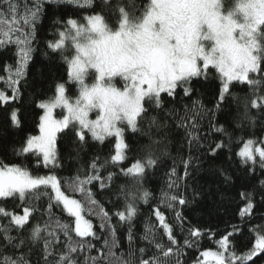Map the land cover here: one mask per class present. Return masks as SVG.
Returning a JSON list of instances; mask_svg holds the SVG:
<instances>
[{
	"label": "snow or ice",
	"instance_id": "snow-or-ice-1",
	"mask_svg": "<svg viewBox=\"0 0 264 264\" xmlns=\"http://www.w3.org/2000/svg\"><path fill=\"white\" fill-rule=\"evenodd\" d=\"M3 51L0 264H264V0H0Z\"/></svg>",
	"mask_w": 264,
	"mask_h": 264
},
{
	"label": "trees",
	"instance_id": "trees-1",
	"mask_svg": "<svg viewBox=\"0 0 264 264\" xmlns=\"http://www.w3.org/2000/svg\"><path fill=\"white\" fill-rule=\"evenodd\" d=\"M48 31L50 29L45 28L44 31L40 33L41 40L48 38ZM13 60V57L11 55V51H3L0 52V66L3 65V63H11ZM57 65H59V60L57 58L56 61ZM51 66L49 65V62L45 60L40 54H37L35 57V63L32 65V75H30V86L26 87L24 89V97H23V104H24V115L26 117V126H25V132L32 130L34 126V105H32L31 100L33 98H36L37 94L39 93H46L47 95H51V91L49 90V85L52 83L53 78H58L62 75H64V68L62 66L58 67H52L51 72L49 71V68ZM39 70V72H38ZM42 72L44 75L41 76L39 73ZM2 74V73H0ZM239 91V90H237ZM243 95V93H240ZM60 111L57 112L59 114ZM236 114L235 106H233V115ZM5 118L6 113L3 110V108H0V127L5 126ZM24 133H20L19 136H22ZM239 135V132L236 133ZM19 136L14 137L15 139H19ZM242 145H234V151H238L239 147ZM179 145L173 144L170 146V152L171 156L175 157V163L178 168V171H182V166L180 164V155L182 153H178L176 149H178ZM61 150L63 152L70 151L69 148L65 146H61ZM104 153H107V149L105 148ZM83 155V154H82ZM88 157H83V159L79 161H68L67 165H70L69 171H65L62 174L63 175H69L71 173H74L76 168L87 161ZM172 159H167L166 163L153 175L152 180L147 185L150 189L154 190L155 196L159 197L160 190L162 188L166 187V176L165 171L167 168H170L172 166ZM227 166V165H225ZM205 174L203 172L200 173V176H204ZM203 182V181H202ZM230 198H235L238 201V196H236V190H230L227 194ZM258 198V197H257ZM216 199H219V197H216ZM210 208L211 205H208ZM236 205L232 204L229 206V213L225 214L223 211H221L219 216H207L204 213L207 211V209H204L201 211V216L197 217V219H200L204 223H210L213 227H215L217 224L221 229L224 227V222L234 219L231 215V213L235 210ZM142 213L148 214L150 211V207L148 205H141ZM187 214V213H186ZM143 219V217H142ZM143 224L142 222L138 223V229L142 230ZM208 246H212L210 242H206Z\"/></svg>",
	"mask_w": 264,
	"mask_h": 264
},
{
	"label": "rangeland",
	"instance_id": "rangeland-1",
	"mask_svg": "<svg viewBox=\"0 0 264 264\" xmlns=\"http://www.w3.org/2000/svg\"><path fill=\"white\" fill-rule=\"evenodd\" d=\"M60 111L59 109H57V112Z\"/></svg>",
	"mask_w": 264,
	"mask_h": 264
}]
</instances>
